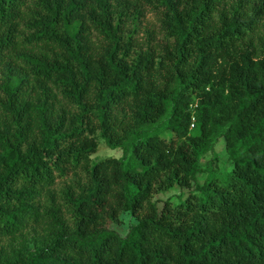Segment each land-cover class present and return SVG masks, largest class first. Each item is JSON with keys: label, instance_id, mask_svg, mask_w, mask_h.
Returning a JSON list of instances; mask_svg holds the SVG:
<instances>
[{"label": "trees", "instance_id": "trees-1", "mask_svg": "<svg viewBox=\"0 0 264 264\" xmlns=\"http://www.w3.org/2000/svg\"><path fill=\"white\" fill-rule=\"evenodd\" d=\"M0 76V264H264V0H0Z\"/></svg>", "mask_w": 264, "mask_h": 264}, {"label": "rangeland", "instance_id": "rangeland-1", "mask_svg": "<svg viewBox=\"0 0 264 264\" xmlns=\"http://www.w3.org/2000/svg\"><path fill=\"white\" fill-rule=\"evenodd\" d=\"M0 78H1V76H0ZM215 151L219 156V159H220L219 162H220L221 169L229 168L230 164L228 161L227 152L225 151L223 138H221L217 142L216 147H215ZM121 154H122L121 149H119V148L111 149L105 144V142L103 140L99 139V145H98L97 151L95 153H93L91 157L93 160H100V159L108 157V156H120ZM207 157H210V156H207ZM200 179L202 180L203 177H201ZM60 186H62V185H60ZM180 192H181V190L179 188H174V189H171L169 191H164V192H160V193L156 194V198H158L160 201H164L168 197H174V199H176ZM184 194H185V192H184ZM130 220H131L130 216L128 214H125V215H123V221L121 223H115V224H112L111 226L114 229L118 230L121 234H125L128 230V223L130 222Z\"/></svg>", "mask_w": 264, "mask_h": 264}]
</instances>
